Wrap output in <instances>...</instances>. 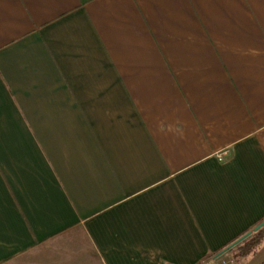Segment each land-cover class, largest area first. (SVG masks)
<instances>
[{"label":"crops","instance_id":"1","mask_svg":"<svg viewBox=\"0 0 264 264\" xmlns=\"http://www.w3.org/2000/svg\"><path fill=\"white\" fill-rule=\"evenodd\" d=\"M262 220L264 0H0V264H207Z\"/></svg>","mask_w":264,"mask_h":264},{"label":"trees","instance_id":"2","mask_svg":"<svg viewBox=\"0 0 264 264\" xmlns=\"http://www.w3.org/2000/svg\"><path fill=\"white\" fill-rule=\"evenodd\" d=\"M262 228L253 232L250 236L245 238L243 241L235 245L233 248L226 251V253L231 254L232 258H236L239 256H245L248 254L253 247L259 242V236ZM216 257V256H215ZM260 264H264V259Z\"/></svg>","mask_w":264,"mask_h":264},{"label":"water","instance_id":"3","mask_svg":"<svg viewBox=\"0 0 264 264\" xmlns=\"http://www.w3.org/2000/svg\"><path fill=\"white\" fill-rule=\"evenodd\" d=\"M263 225H264V220H262L261 222H259L256 226H254L252 230L247 231L242 236H240L238 239H236L235 241H233L231 244H229L228 246H226L225 248H223L216 255V257L221 256L222 254H224L226 251H228L229 249H231L234 245H236L237 243H239L240 241H242L243 239H245L246 237H248L253 231L258 230Z\"/></svg>","mask_w":264,"mask_h":264},{"label":"built area","instance_id":"4","mask_svg":"<svg viewBox=\"0 0 264 264\" xmlns=\"http://www.w3.org/2000/svg\"><path fill=\"white\" fill-rule=\"evenodd\" d=\"M207 264H231V260L225 259V258H219V257H213L211 258Z\"/></svg>","mask_w":264,"mask_h":264},{"label":"rangeland","instance_id":"5","mask_svg":"<svg viewBox=\"0 0 264 264\" xmlns=\"http://www.w3.org/2000/svg\"><path fill=\"white\" fill-rule=\"evenodd\" d=\"M262 229H263V227H262ZM225 258V259H228V260H230V258H232V256H231V254H228V253H224V254H222L221 256H219V258ZM211 259V258H210ZM209 259V260H210ZM232 260V259H231Z\"/></svg>","mask_w":264,"mask_h":264}]
</instances>
